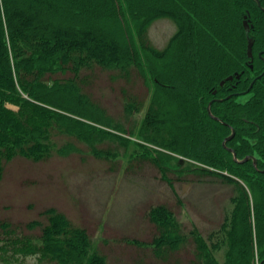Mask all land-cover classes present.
Returning a JSON list of instances; mask_svg holds the SVG:
<instances>
[{
	"label": "rangeland",
	"instance_id": "rangeland-1",
	"mask_svg": "<svg viewBox=\"0 0 264 264\" xmlns=\"http://www.w3.org/2000/svg\"><path fill=\"white\" fill-rule=\"evenodd\" d=\"M124 17L119 34L125 41L124 51H130L127 59L131 63L125 62L121 69L94 66L79 70L74 80L80 98L76 91L66 97L59 91L56 97L63 98V107L38 105L52 116L49 124L42 125L47 136L28 137L25 148L37 143L43 147L41 154L35 157L8 150L0 157V237L1 225L6 224V232L24 240L25 247H29L28 241L43 247L46 243L41 237L53 226L49 218L58 214L73 227L84 229L91 239L87 252L64 242L73 248V254H66L73 264H89L94 253L102 255L105 264H259L264 243L256 241L253 221L234 216L243 199L241 189L249 193L246 185L238 181L237 187L202 177L198 168L210 167L184 154L191 153L185 136L173 143L179 133L175 130L178 121L169 117L174 106L171 95L177 99L182 82L168 88L172 82L166 79L169 83L160 80L161 85L156 84L152 72H175L167 51L175 44L177 23L165 16L153 20L141 31L140 43L139 31L127 14ZM212 36L220 40V46ZM203 40L209 44L203 47V56L217 52V46L222 50L226 42L219 32L205 34ZM163 59L169 63L164 64ZM197 66L214 67L217 72L223 68L219 76L224 77V68L230 63L217 67L200 59ZM249 97L241 96L238 101L244 103ZM129 104L139 111H130ZM6 107L17 110L11 103ZM150 107L166 117V123L159 126L158 135L154 129V135L148 137L141 128ZM161 156L164 158L157 160ZM158 204L173 212L187 238L164 260L150 246L157 230L148 210ZM58 242L57 238L49 240L47 247L58 248ZM35 263L32 255L21 262Z\"/></svg>",
	"mask_w": 264,
	"mask_h": 264
},
{
	"label": "trees",
	"instance_id": "trees-1",
	"mask_svg": "<svg viewBox=\"0 0 264 264\" xmlns=\"http://www.w3.org/2000/svg\"><path fill=\"white\" fill-rule=\"evenodd\" d=\"M13 1L17 3L13 5L12 0H1L0 8V157L8 154V150L27 152L35 157L41 154L43 147L39 148L37 143L25 148L28 137L47 136L48 130L42 125L49 124L52 116L41 111L39 106L63 107V98L56 97L59 91L64 97L73 91L78 94L74 75H78L79 70L94 66L121 69L125 62L131 63L127 59L130 51H124L122 44L125 41L119 34L123 29L119 25L123 24L124 15L129 16L139 31L140 43H143L141 31L153 20L165 16L179 27L174 38L177 40H173L174 47L169 46L171 48L167 51L170 53L167 60L174 63L175 72L167 74L162 70L161 73L151 71L154 76L150 74L156 84L160 80L172 82L173 85L166 86L168 88H175L182 82L177 99L171 95L174 106L169 117L178 121L175 130L179 133L173 143L176 145L178 138L185 136L184 141L191 153L184 154L210 167L198 168L202 177H214L219 183L237 187L238 181L246 185L249 193L241 189L243 199L239 201L234 216L244 217L248 223L252 220L256 241L260 245L264 243V61L257 57L261 52L264 58V10H260L254 0ZM258 1L263 7L264 0ZM247 12L251 26L248 36L242 25ZM99 22L105 23L106 28L100 27ZM218 32L226 41L222 50L218 47L220 40L212 36L218 45L217 52L203 56L206 51L203 47H209L208 43L203 44V35ZM248 37L253 40L252 62L246 56ZM142 49L146 51L145 47ZM198 56L217 67L227 63L230 66L224 68V77L219 76L223 68L219 72L214 67L199 68ZM167 60L163 59L164 64ZM248 65H252V69ZM235 73L239 75L238 79ZM230 75L233 80L220 86V81ZM246 95H250L246 102L238 101L239 97ZM83 102L88 105L80 99V103ZM7 103L14 104L17 110L7 108ZM209 103L211 115L219 121L208 115ZM129 105L130 111H139L138 107ZM146 114L141 128L143 134L151 137L155 129L158 135L159 126H164L166 117L159 111L155 113L151 107ZM231 129L234 135L224 148L222 142L230 135ZM228 149L233 150L238 161ZM250 156L255 160L254 165L251 159L239 162ZM157 167L164 169L162 165ZM148 216L157 230L150 242L151 250L164 260L168 252L179 250L187 239L186 235L165 205L150 208ZM49 219L53 226L41 237V242L46 243L43 247L31 245L29 241V247H25L24 240L6 232V224L1 225L0 264H21L27 255L35 257V264L47 260L53 264H73L66 254H73V248L87 252L91 239L84 229L73 227L58 214ZM251 235L250 226L249 237ZM54 238L59 241L58 248L47 247L48 241ZM65 241L73 248L64 244ZM259 259V264H264V251ZM89 264H105L104 257L94 253Z\"/></svg>",
	"mask_w": 264,
	"mask_h": 264
},
{
	"label": "water",
	"instance_id": "water-1",
	"mask_svg": "<svg viewBox=\"0 0 264 264\" xmlns=\"http://www.w3.org/2000/svg\"><path fill=\"white\" fill-rule=\"evenodd\" d=\"M255 2H256V4H257V6L258 7H260L261 8V6H260V3H259V1L258 0H254ZM261 9H263L264 10V8H261ZM249 14H248V12L246 13V15H244L243 16V23H242V25H243V28H244V31H245V33H246V35L248 36V33H249V31H250V25H249ZM252 46H253V40L252 39H250L249 37H248V39H247V46H246V56H247V58L249 59V62H251L252 61V59H253V53H252ZM258 57L262 60V61H264V58H262V53L260 52L259 54H258ZM248 67H249V69H252V65H248ZM264 74V71H263V73H262V75ZM234 76H235V78L236 79H238L239 78V75H237L236 73L234 74ZM258 78V77H257ZM233 80V75H230V76H228V77H226L225 79H223L222 81H220V83H219V85L220 86H223L226 82H230V81H232ZM252 84H253V82L250 84V86H249V89L251 88V86H252ZM248 91V90H247ZM215 92H213V94H214ZM242 94H244V92L242 93ZM210 103L208 104V106H207V113H208V115L210 116V117H212L214 120H216V121H219L217 118H214L212 115H211V113H210ZM231 132H230V135L227 137V138H225L224 140H223V142H222V146L224 147V148H226V142L227 141H229L232 137H233V135H234V130L233 129H231L230 130ZM228 151H230L231 153H232V156H233V159L235 160V161H238L237 159H236V156H235V153L233 152V150H231V149H228ZM252 160V162H253V165L255 164V160H254V158L253 157H246V158H244V159H242V160H240L239 162H241V163H243V162H247L248 160Z\"/></svg>",
	"mask_w": 264,
	"mask_h": 264
},
{
	"label": "bare ground",
	"instance_id": "bare-ground-1",
	"mask_svg": "<svg viewBox=\"0 0 264 264\" xmlns=\"http://www.w3.org/2000/svg\"><path fill=\"white\" fill-rule=\"evenodd\" d=\"M264 155V154H263ZM262 163V162H261ZM259 182V181H258ZM262 183V182H261ZM263 188V187H262ZM247 195V194H246ZM248 201V200H247ZM250 240V239H249ZM245 241V240H244ZM246 247V246H245ZM230 249V248H229ZM235 250V249H234ZM3 260V259H2Z\"/></svg>",
	"mask_w": 264,
	"mask_h": 264
},
{
	"label": "flooded vegetation",
	"instance_id": "flooded-vegetation-1",
	"mask_svg": "<svg viewBox=\"0 0 264 264\" xmlns=\"http://www.w3.org/2000/svg\"><path fill=\"white\" fill-rule=\"evenodd\" d=\"M259 54V53H258ZM258 54H257V57H258ZM252 60H254V59H252ZM252 62V61H251ZM232 94V93H231Z\"/></svg>",
	"mask_w": 264,
	"mask_h": 264
}]
</instances>
